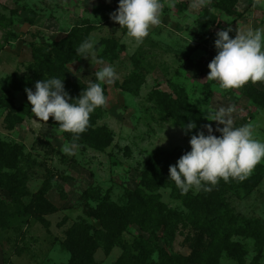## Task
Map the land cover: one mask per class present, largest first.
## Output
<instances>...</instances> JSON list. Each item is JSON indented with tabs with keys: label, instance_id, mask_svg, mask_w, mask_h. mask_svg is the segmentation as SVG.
Listing matches in <instances>:
<instances>
[{
	"label": "rangeland",
	"instance_id": "374dc122",
	"mask_svg": "<svg viewBox=\"0 0 264 264\" xmlns=\"http://www.w3.org/2000/svg\"><path fill=\"white\" fill-rule=\"evenodd\" d=\"M118 3L0 0V141L18 154L13 168L0 173V183L5 180L3 174L14 178L5 180L8 187L0 184V264H68L67 232L82 224L102 230L90 212L102 198L132 211L128 194L140 184L148 158L156 152L183 155L190 151V136L198 131L207 134L205 125H211L218 136L215 129L222 125L211 119L219 107L235 105L234 126L251 123L255 138L264 141V81L226 90L217 81L205 80L216 55V32L230 26L229 35L234 38L237 30L264 28V0H208L201 8H193L192 0H174V6L162 0L161 24L150 27L140 44L110 20ZM69 35L67 44L76 54L84 40H94L96 56L118 73L114 83H102L107 101L97 121L111 132L110 143L99 150L78 137L79 148L72 155L62 148L73 135L59 129L51 117L39 122L26 96L9 85L12 75H29L34 49H55V54L61 48L53 44ZM103 66L82 56L67 64L86 85L96 81L95 72ZM189 121L196 128L186 134L182 126ZM225 187L219 201L237 231L245 229L248 221L259 228L257 233L228 236L242 246V260L223 256L218 264H264V159L243 180L233 178ZM44 190L46 200L55 207L50 213L36 207V195ZM196 193L175 195L166 186L147 192L174 214L160 213L165 221L161 224V220L156 223L157 214L151 216L152 222L142 221L136 212L140 221L125 226L122 242L132 245L148 240L156 223L154 243L169 254L188 257L199 232L190 228L188 221L194 218L183 200ZM165 223L175 228L174 237L165 233ZM94 230L90 232L96 246L93 263L114 264L122 248L95 239ZM208 244L207 238L203 246ZM151 257L156 260V253Z\"/></svg>",
	"mask_w": 264,
	"mask_h": 264
},
{
	"label": "clouds",
	"instance_id": "9594fccd",
	"mask_svg": "<svg viewBox=\"0 0 264 264\" xmlns=\"http://www.w3.org/2000/svg\"><path fill=\"white\" fill-rule=\"evenodd\" d=\"M169 3L174 6V0ZM207 3L208 0H192V7L201 8ZM163 8L162 0H119L109 18L140 44L149 35L150 27L161 24ZM232 31L229 26L216 32V55L208 64L205 80L217 81L226 90L239 89L249 81H264V28L237 30L234 38L229 35ZM95 44L94 40L86 39L77 49L83 58L91 57L96 64L104 65L95 72L96 81H90L78 98L70 97L63 79L58 77L37 81L34 90L25 89L31 113L39 122H47L51 117L59 129L74 134L73 140L65 142L62 148L68 155L79 148L75 141L87 130L90 115L106 104L102 83L112 84L118 79L115 68L96 56ZM234 111L235 105L215 110L211 121L222 125L215 129L219 135L213 134L211 125H205L207 134L198 131L191 135L190 151L169 166L168 179L174 181L182 193L201 189L211 191V186L221 179L243 180L264 159V141L255 138L251 123L234 126L231 118ZM182 128L187 134L196 128V124L189 121Z\"/></svg>",
	"mask_w": 264,
	"mask_h": 264
},
{
	"label": "trees",
	"instance_id": "16d2710c",
	"mask_svg": "<svg viewBox=\"0 0 264 264\" xmlns=\"http://www.w3.org/2000/svg\"><path fill=\"white\" fill-rule=\"evenodd\" d=\"M69 39L70 35L53 44L55 47L61 48L58 52L56 50L57 53L55 54L53 52L55 49L51 52L45 51L46 48L34 49L33 62L27 67L29 75L27 77H19L16 74L12 75L9 81L10 87L21 91L26 96L25 89L32 88L34 90V85L37 81L58 77L63 79L65 90L69 93L70 97L73 99L78 98L83 89L87 88L88 85L72 75L67 68L68 63L75 61L81 56L79 53H74L73 49L70 48L71 46L67 44ZM40 51L45 52L41 53ZM104 94L106 96L105 92ZM103 114L104 106L96 108L90 115L87 130L79 135V138H83L88 144L99 150L106 148L111 141V132L105 126L99 127L97 125V121L102 118ZM17 155L13 147L11 148L8 144L0 141V173L4 169L13 168L14 164L17 163ZM180 157L181 154L177 152H156L148 158L146 170L140 184L134 192L128 194L129 203H132L134 207L132 211L128 212L124 207L114 205L107 197L102 198L97 207L90 211L91 216H95L99 221L102 230H94L90 225L82 224L72 227L67 232L65 245L70 254L68 264H94L91 256L94 251L93 248H96V246L94 236H90L92 230H94V235H96L95 239L108 240L114 246L122 248L123 254L114 264H218L219 259L223 256L241 261L244 253L242 246L237 242L230 241L228 236L239 232L246 234L245 231L257 233L259 227L255 229L254 223L248 221L245 229L237 231L227 211L223 210L224 207H222L219 201L222 197L220 195L223 188L224 190L226 189L225 184L229 183V180L233 178H229L227 181L221 179L216 185L211 186V191L201 189L194 197H190L191 199L189 197H186L184 200L181 198L189 211V215L194 218V221H188L190 228L196 231V233L199 232L195 243L190 247L191 252L188 257L169 254L164 249L158 247L156 242L154 243L157 239L155 235L157 221L161 220V224L165 222L162 220L160 213L163 211L167 215L174 213L171 211L167 212L157 200L158 197L152 194L148 196L147 192L166 186L175 195L182 193L174 181L168 179L169 166L174 165ZM2 176L5 177L6 181L14 179L5 174ZM5 180H2L0 184L3 187H8L9 185ZM45 192L44 190L42 193L36 195L38 196L36 207L42 213H50L55 210V207L46 200ZM136 212L140 216H143L142 221L143 219L145 221H149L150 219L153 222L151 216L154 214H157L158 219L155 225H151L148 240H140L134 242L132 245H128L122 242L120 234H122L126 225L140 221V217H137ZM212 229H215L218 237H215ZM164 231L166 234L171 235V238L174 237L175 228L172 229L170 226H167V223H165ZM207 238L209 239V244L203 246ZM153 252L157 255L156 260L151 257Z\"/></svg>",
	"mask_w": 264,
	"mask_h": 264
}]
</instances>
